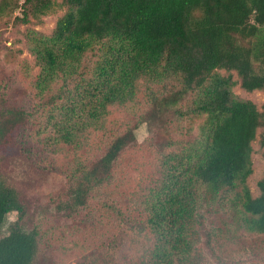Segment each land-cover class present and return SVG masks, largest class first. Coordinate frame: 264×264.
I'll list each match as a JSON object with an SVG mask.
<instances>
[{
	"label": "trees",
	"instance_id": "trees-1",
	"mask_svg": "<svg viewBox=\"0 0 264 264\" xmlns=\"http://www.w3.org/2000/svg\"><path fill=\"white\" fill-rule=\"evenodd\" d=\"M52 5L0 0V20L20 10L17 19L25 22ZM60 6L63 14L49 35L26 33L39 69L33 109L0 96V156L29 125L48 131L53 145L72 146L96 131L102 154L72 170L66 200L56 209L70 217L86 212L87 222L109 217L107 225L144 230L151 238L149 264L188 261L195 229L220 261L197 207L201 193L228 205L246 232L264 234V175L258 196L248 186L264 108L234 93L238 85L264 94V0H60ZM140 82L149 87L138 96ZM0 84L7 86L4 79ZM111 108L133 123L121 125ZM138 125L146 127L144 148L155 175L132 212V183L123 168L117 170L122 153L136 144ZM12 213L17 218L0 238V264H40L38 232L28 228L24 204L0 176V228Z\"/></svg>",
	"mask_w": 264,
	"mask_h": 264
},
{
	"label": "rangeland",
	"instance_id": "rangeland-1",
	"mask_svg": "<svg viewBox=\"0 0 264 264\" xmlns=\"http://www.w3.org/2000/svg\"><path fill=\"white\" fill-rule=\"evenodd\" d=\"M63 14L60 0H53L52 7L38 18L28 16L25 22L21 11L3 16L0 20V96L8 104L31 111L39 92L36 86L39 69L27 50L26 33L33 30L49 35L57 19ZM219 74L226 75L224 70ZM59 79V78H57ZM56 79V80H57ZM233 79L238 77L233 73ZM60 84V79L54 87ZM149 87L140 82L138 96ZM52 89L51 91H53ZM234 93L264 108V94L259 91L246 93L238 85ZM41 97V96H40ZM43 97H46L43 95ZM111 117L121 125L133 123L132 117L123 115L118 108H111ZM195 129L197 125H194ZM136 144L128 147L120 157V168L124 169L132 183L128 211L133 212L134 199L150 178L155 175L153 165L145 150L147 132L145 125L135 130ZM48 131L27 126L17 132L11 151L0 156V176L14 188L25 206L28 228L38 232V261L40 264H149L148 253L151 238L144 230L129 225H107L109 217L87 222L86 212H77L70 217L58 212L56 204L66 200L71 183V172L80 161H94L102 154L96 143V131L88 130L75 144L53 145L49 143ZM264 129L258 131L252 142V170L248 186L252 195L258 196L257 182L264 175ZM1 154V152H0ZM197 200L203 210L206 227L211 228V246L220 261L204 246L202 231L195 229L194 249L190 259L176 264H264V234H252L238 223L228 205L207 201L203 193ZM126 211V209H125ZM127 211V212H128ZM102 212V211H101ZM100 212V213H101ZM17 218L9 214L0 228V238L7 234L8 226Z\"/></svg>",
	"mask_w": 264,
	"mask_h": 264
}]
</instances>
